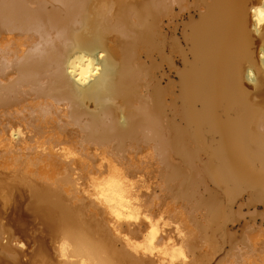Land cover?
I'll list each match as a JSON object with an SVG mask.
<instances>
[{"label":"bare ground","instance_id":"bare-ground-1","mask_svg":"<svg viewBox=\"0 0 264 264\" xmlns=\"http://www.w3.org/2000/svg\"><path fill=\"white\" fill-rule=\"evenodd\" d=\"M261 12L0 0V264H264Z\"/></svg>","mask_w":264,"mask_h":264},{"label":"rangeland","instance_id":"rangeland-1","mask_svg":"<svg viewBox=\"0 0 264 264\" xmlns=\"http://www.w3.org/2000/svg\"><path fill=\"white\" fill-rule=\"evenodd\" d=\"M163 81H167V80L165 79ZM164 194H165V192L163 193V195ZM247 211L248 210L245 209V212H247ZM246 214H248V213H246ZM17 217H18V219H17L18 222H16L17 221L16 220ZM17 217L15 218L16 221L14 222V224L16 223V225H14V226H16L17 228L19 227L18 231H17L18 235H20L22 238H24V240L27 242V244L29 246L36 247V245L38 244L39 240H36V244L33 245L32 239H33L34 236H39L40 235V227L43 228L44 226H42L40 223H38V221H32V220H29V219H24V218H22L19 215ZM258 218H260V217H258ZM242 221L243 220L236 221L234 223L235 229H237V228L239 229L240 228V226L242 224ZM46 239H47V236L45 237V240ZM223 253H224V250H221L220 252H218L214 256V258H212V259L207 258L208 262L206 261L207 262L206 264H214L216 259H220V257L222 256Z\"/></svg>","mask_w":264,"mask_h":264},{"label":"clouds","instance_id":"clouds-1","mask_svg":"<svg viewBox=\"0 0 264 264\" xmlns=\"http://www.w3.org/2000/svg\"><path fill=\"white\" fill-rule=\"evenodd\" d=\"M262 4H264V0H262ZM252 18L255 19V16L253 15ZM261 22L264 23V18H261ZM260 56H261V59L264 60V51H261ZM102 57H103V53H101V58H102ZM83 82H84V83H87L86 80H84ZM128 219H133V217H128ZM20 248H21V249L26 248L25 243L22 242V243L20 244ZM181 255L183 256L184 254L181 253ZM184 259L187 260L188 258H187L186 256H184ZM81 264H86V262H85V261H81Z\"/></svg>","mask_w":264,"mask_h":264},{"label":"snow or ice","instance_id":"snow-or-ice-1","mask_svg":"<svg viewBox=\"0 0 264 264\" xmlns=\"http://www.w3.org/2000/svg\"><path fill=\"white\" fill-rule=\"evenodd\" d=\"M261 18H264V12L260 13Z\"/></svg>","mask_w":264,"mask_h":264}]
</instances>
